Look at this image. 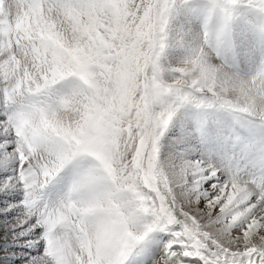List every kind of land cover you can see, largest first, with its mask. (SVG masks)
<instances>
[{
  "label": "snow or ice",
  "instance_id": "6c2138e0",
  "mask_svg": "<svg viewBox=\"0 0 264 264\" xmlns=\"http://www.w3.org/2000/svg\"><path fill=\"white\" fill-rule=\"evenodd\" d=\"M174 3L0 0V193L10 197L0 216L17 213L4 222L13 247L0 264H128L154 233L166 239L153 264H264V180L160 158L183 104L264 122V71L234 79L200 49L161 78ZM237 3L217 0L226 17ZM74 97L75 118L62 119ZM82 159L115 192L110 230L92 231L94 206L73 198L80 171L58 199L47 196Z\"/></svg>",
  "mask_w": 264,
  "mask_h": 264
},
{
  "label": "rangeland",
  "instance_id": "374dc122",
  "mask_svg": "<svg viewBox=\"0 0 264 264\" xmlns=\"http://www.w3.org/2000/svg\"><path fill=\"white\" fill-rule=\"evenodd\" d=\"M259 8H261V10ZM205 26H207L208 31L210 32L209 43H205L204 40ZM227 32H230V37H233L232 44ZM263 32L264 0H238V3L230 9L227 17L224 11L217 6V0H175V3L169 15L165 48L159 60V65L161 68V78L165 81H168L171 77L170 69L178 66L185 58H187L189 55L194 54L200 49H203L208 64H210L208 62V56H211L213 57L215 63L223 70H226L230 75L232 72H234V67L245 72V75L248 74L247 76H245V79L256 76L257 74H252V72L254 71L255 73H259L258 67L260 66V64L258 67H256L258 69H256L252 60L256 59L257 66L259 58L257 60L256 55L259 57L260 55L256 46L257 41L255 40H263L264 42ZM229 52H234L235 55L229 56ZM244 52L248 54V58L251 55L249 61H251L250 63H252V68L250 70L248 69L251 66H248L249 68H245L241 65V63L244 64L243 61H241V57H243ZM231 60L238 63L240 67L233 64ZM227 61L229 65H227ZM224 63L226 67L228 69L230 67L231 70H228L225 67ZM238 77L245 80L244 78H242L243 76L239 75ZM187 105L193 107L194 104L186 103L178 107L175 115L173 116L167 129L165 130L164 135L161 137V160L167 163L170 161L178 160L181 156L191 159H206L215 167L219 168L222 174H224L225 172H236L239 174H243L242 172L237 171L233 168L231 159L229 160L226 158V160L224 161L225 166L226 163H229V166H226L228 171L224 170V167L218 166V156L220 155L217 151L220 147V139L224 137L226 138L224 142L227 146L226 150L230 151L229 146H231L229 140L227 139L230 136L223 130V127L219 126V128H221V131L219 133H215V136L212 134V131L209 130V127L206 129L207 122L219 123L218 117L216 115H212L213 113L209 111L207 112V114L203 113L204 116L202 115L200 116V118H193L192 116H195L198 113L202 112H185L184 110H187ZM205 108L207 107H200L199 110ZM195 109L198 110V108H193V110ZM188 110L191 111L192 108H189ZM236 115L244 119H250L243 114L236 113ZM183 121L187 123L183 129V131L185 130L186 133H183V131L181 132V130H179L178 128V124L176 123ZM192 122L198 123V125L201 126V129H206V131L204 130L205 133H196L197 135L195 137V131L193 130L194 127L192 128L191 125ZM186 137L190 140V142H192V144H195V139L198 137L197 139L200 141L201 145L200 147H198L199 144H195L197 146L193 145V148L195 147L196 149L197 147L196 152H200L198 155L203 152L202 154L205 158L201 155L200 157H198L196 153L190 151L189 148L192 147V144H190L191 146H188L185 140ZM202 139L205 141V146L203 145ZM90 163L91 162L88 159H82L75 162L68 169L62 172L60 176H58L53 184L48 188V198L50 200H56L61 195H63V192L66 190L68 182H70L71 179L67 175L70 174L74 176L78 171L87 168ZM248 178L251 179L253 177L248 176ZM14 195H18V193H14ZM9 200L10 197L0 193V206L6 204L7 202H9ZM11 202L15 203L16 201L13 199L11 200ZM16 215V212H12L9 213L6 217L0 216V257L3 256V252L5 250L13 247L11 240H7V242H5L6 238L4 237L3 231L5 226L4 222H12ZM164 240L165 238L158 241L157 243L164 242ZM157 243L153 245L154 248L151 250V252L150 250H147L145 248L147 257L144 251V246H140L133 254V256L129 259L128 264H139L138 261L140 256H142V252L145 255V259L147 261H144L143 264H153V261L158 257V249H160V247H162L163 245L159 244L157 245L158 247H156L155 245ZM14 250L18 254L26 251L23 246L14 247Z\"/></svg>",
  "mask_w": 264,
  "mask_h": 264
},
{
  "label": "clouds",
  "instance_id": "9594fccd",
  "mask_svg": "<svg viewBox=\"0 0 264 264\" xmlns=\"http://www.w3.org/2000/svg\"><path fill=\"white\" fill-rule=\"evenodd\" d=\"M82 93H77V97ZM78 99L74 97V103L71 108L59 111V116L62 119L72 120L75 118V107L78 103ZM56 132L60 133L63 129L57 128ZM76 190L73 193V198L79 200L85 205L94 206V210L97 213L94 218V225L92 231L96 227H101L105 230H110L114 223L119 219L118 210H114L112 199L115 196L114 190L106 181H98L89 172L88 168L80 170L75 177ZM99 205V207H95ZM132 227V224L129 225ZM87 243V240L85 241ZM95 243V240H93Z\"/></svg>",
  "mask_w": 264,
  "mask_h": 264
},
{
  "label": "bare ground",
  "instance_id": "6f19581e",
  "mask_svg": "<svg viewBox=\"0 0 264 264\" xmlns=\"http://www.w3.org/2000/svg\"><path fill=\"white\" fill-rule=\"evenodd\" d=\"M244 43V42H243ZM239 44V43H238ZM245 49H246V47H245ZM230 53V52H229ZM242 53V52H241ZM245 53V52H244ZM251 56V55H250ZM250 56H249V58H250ZM247 57H248V55H244V58L246 59V61L244 62V67L245 68H247L248 66H251L248 70H250L251 68H252V63H250L251 61H249V58L247 59ZM208 62L210 63V65L211 66H213V67H216V68H218V69H221L227 76H229V77H232V78H234V79H240L239 77H237V75L234 73V72H232L231 73V75L230 74H228L227 73V71L226 70H223L222 68H220L216 63H215V61H214V59H213V57H211V56H208ZM228 62V61H227ZM252 62H253V64L255 65V68L256 67H258V65L256 66V60H252ZM242 64V63H241ZM224 65H225V63H224ZM225 67H226V65H225ZM227 68V67H226ZM259 68V67H258ZM258 68H256V69H258ZM228 69V68H227ZM256 69H255V71H256ZM228 70H231V68L229 67V69ZM259 71V70H258ZM248 75V74H247ZM251 77V76H250ZM248 78V77H247ZM252 78V77H251ZM245 79V78H244ZM250 79V78H249ZM241 80H243V79H241ZM245 80H247V79H245ZM251 119V118H250ZM177 124H178V128H179V130H181V132L183 131V129H184V127H185V125L187 124L186 122H176ZM233 123H231V125H232ZM261 124H264V122H262L261 121ZM191 125H192V128L194 127V125H193V123H191ZM222 125H224V124H221V127H225V126H222ZM206 126V125H205ZM210 127V126H209ZM218 127V126H215L214 124H212L211 125V128H213V129H216V128ZM193 130L195 131V137H196V133H199V131H197V129L194 127L193 128ZM201 132H203L204 133V130L203 131H201L200 130V133ZM210 132V131H209ZM220 132V131H219ZM219 132H217V133H219ZM183 133H186V131L184 130L183 131ZM202 133V134H203ZM193 134V133H192ZM206 135V134H205ZM204 135V136H205ZM211 135V134H210ZM220 135V134H219ZM215 136V135H214ZM213 136V137H214ZM216 138H217V136H216ZM185 140H186V143L188 144V146H191L190 144H192V142H190V140L186 137L185 138ZM203 140V139H202ZM203 142H205L204 140H203ZM195 144H199V146L198 147H200V143H199V141H198V139L196 138L195 139ZM194 143L192 144V147L191 148H189L190 149V151L191 152H194V153H196L197 155L200 153H197L196 152V150H197V147H196V149H195V147L193 148V145L194 146H197V145H195ZM182 153V152H181ZM203 152H201V156L202 157H204V155L202 154ZM200 155H198V157H200ZM197 157V156H196ZM195 157V158H196ZM205 158V157H204ZM198 159H200V158H198ZM229 174H231V173H227V174H225V176H227V175H229ZM239 177L240 178H243V179H245V177L243 176V175H239ZM152 239L150 240V241H148V242H146L145 243V245H146V247H147V249L148 250H150V252H151V250L154 248L153 247V245L155 244V243H157L158 241H160V240H162L163 238H165V236H164V234H162V233H154V234H152ZM10 244V243H9ZM159 250V249H158Z\"/></svg>",
  "mask_w": 264,
  "mask_h": 264
}]
</instances>
